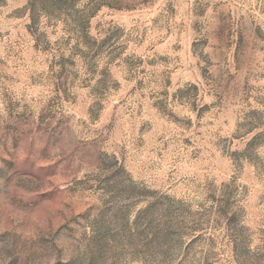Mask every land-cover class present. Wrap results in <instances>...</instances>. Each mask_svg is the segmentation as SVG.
<instances>
[{
	"label": "rangeland",
	"instance_id": "1",
	"mask_svg": "<svg viewBox=\"0 0 264 264\" xmlns=\"http://www.w3.org/2000/svg\"><path fill=\"white\" fill-rule=\"evenodd\" d=\"M0 264H264V0H0Z\"/></svg>",
	"mask_w": 264,
	"mask_h": 264
}]
</instances>
